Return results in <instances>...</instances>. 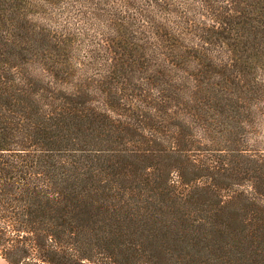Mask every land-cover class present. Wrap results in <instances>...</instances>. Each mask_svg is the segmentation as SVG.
I'll return each mask as SVG.
<instances>
[{"label": "trees", "instance_id": "16d2710c", "mask_svg": "<svg viewBox=\"0 0 264 264\" xmlns=\"http://www.w3.org/2000/svg\"><path fill=\"white\" fill-rule=\"evenodd\" d=\"M14 38L0 53L7 264H264V153L238 131L241 99L209 113L202 88L92 85L55 42Z\"/></svg>", "mask_w": 264, "mask_h": 264}, {"label": "rangeland", "instance_id": "374dc122", "mask_svg": "<svg viewBox=\"0 0 264 264\" xmlns=\"http://www.w3.org/2000/svg\"><path fill=\"white\" fill-rule=\"evenodd\" d=\"M19 36L35 49L55 42L65 68L92 85L202 88L209 113L241 99L248 122L238 131L264 153V0H0V53ZM234 119L217 124L220 134Z\"/></svg>", "mask_w": 264, "mask_h": 264}]
</instances>
